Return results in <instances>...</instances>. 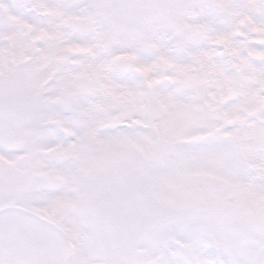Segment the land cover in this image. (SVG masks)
Segmentation results:
<instances>
[{
	"label": "snow or ice",
	"instance_id": "obj_1",
	"mask_svg": "<svg viewBox=\"0 0 264 264\" xmlns=\"http://www.w3.org/2000/svg\"><path fill=\"white\" fill-rule=\"evenodd\" d=\"M0 264H264V0H0Z\"/></svg>",
	"mask_w": 264,
	"mask_h": 264
}]
</instances>
